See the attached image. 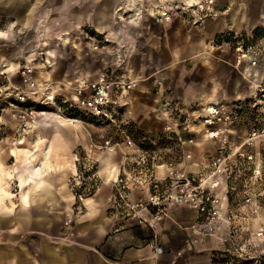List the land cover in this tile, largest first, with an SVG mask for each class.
Returning <instances> with one entry per match:
<instances>
[{"label":"crops","instance_id":"0c3cea01","mask_svg":"<svg viewBox=\"0 0 264 264\" xmlns=\"http://www.w3.org/2000/svg\"><path fill=\"white\" fill-rule=\"evenodd\" d=\"M200 1L204 0H0V43L3 42L6 47L12 46V40L20 39L31 23L52 21L55 45L53 51L57 55L56 58H59L56 64L63 62L64 52L78 53V49H89L92 53L114 54L110 60L107 59L109 62L102 60L97 63L104 64V69L110 65L117 67L125 58V54L132 52L130 49L133 47L135 53L150 55L151 61L140 63L146 70L144 76L141 72L137 75L130 72L131 76L126 75L128 79L149 78L156 85L160 82L162 87L172 83L178 84L182 80L181 83L191 87L194 78L200 75L205 77L204 85H207L210 65L215 64L213 60H209L208 55L218 52L220 44L217 40L247 36L253 37L264 47V31L261 29L264 23V0H214L218 14L206 18L199 25L194 24L190 18L175 19L162 26L154 24L153 15L160 8ZM49 32L50 30H46L44 36ZM91 46H95L97 51L91 50ZM228 50L233 62L234 55L230 47ZM181 63L184 65L181 66ZM2 66L4 67L3 62L0 61V67ZM6 68L10 72L14 67L7 65ZM199 70H203L204 75ZM101 72L99 70L93 77L86 79H94ZM182 72L184 79L179 78ZM242 79L241 76L237 77L233 84H240ZM46 81V78L39 81L37 86H43ZM234 85L233 98L235 91L237 92ZM208 93L199 99L205 103L211 102L213 98L211 92ZM39 115L41 116L34 131L36 134L33 132L26 142H22L20 153L14 156L12 150L10 151L16 165H28V173L13 176L8 173L6 183H20L14 193L0 186V192L3 193L0 194V203L8 197L5 203L7 210L28 214L30 223L38 224L39 229L48 231L46 235L49 238L43 236L37 242L36 253L28 251L27 257L23 253L25 262L215 264L213 254L219 249L216 237L221 234L216 231L210 236L204 233L196 236L195 230H206V221L188 206L169 208L166 218L156 223L159 244L155 245L162 247V253L155 255L154 243H148L143 233L145 226L140 227L135 219L123 215L108 204V199L112 196L111 182L121 175L123 163L119 165V162V167L114 170L110 157L105 158L107 150L99 155L96 176L101 181L100 186L86 198L77 201L68 184L70 177L76 174V164L72 157L78 153L76 149L84 146L79 143V137L73 132L76 125L71 123L72 127H68L59 120H52L50 114L45 115L44 112ZM34 137L36 141H28ZM32 155L39 163L50 165L51 169L33 166ZM87 159L89 160L88 157ZM160 161L162 162L157 163L151 174L155 177L161 176L166 169V163ZM180 161L182 164H178L179 171L188 173L191 161L185 157H181ZM106 162L108 168L104 172L102 168ZM129 165L130 161L127 159L126 169H129ZM126 169L123 171L126 172ZM127 193L131 201H137L148 196L149 188L133 182L129 184ZM68 220L71 221L67 225L68 239L59 241L58 237L62 235L61 230L65 228L64 223ZM188 240L191 242L186 244ZM193 240L196 242H192ZM18 260L19 258L10 252L0 254V264H17Z\"/></svg>","mask_w":264,"mask_h":264},{"label":"rangeland","instance_id":"374dc122","mask_svg":"<svg viewBox=\"0 0 264 264\" xmlns=\"http://www.w3.org/2000/svg\"><path fill=\"white\" fill-rule=\"evenodd\" d=\"M29 26L20 39L14 38L12 40V46L6 47L1 40L0 61L3 62L4 67H0V82L9 79L11 85L18 86L20 84L18 74L20 67L29 65L33 70L36 85L46 78L47 81L44 85L50 86V90L55 93L52 95H56V106L61 109L62 113L65 107L64 102L70 99L71 89L79 82L87 80V77H93L99 70H104L105 65L97 62L102 60L107 62L114 54L106 52L103 55L100 52L92 53L89 49L87 51L78 49V53L64 52L62 55L63 62L56 64L59 58H56L57 55L53 51L55 49L52 36L53 22L38 21ZM46 30H50V32L44 36ZM49 34L50 36H48ZM232 40L227 37L220 41L217 40L220 44V47L217 48L218 52H212L211 55H208L209 60H213L215 63L210 65L209 84L204 85L205 77L197 75L191 87L181 83L182 80L178 84L172 83L162 87L160 82L156 85L149 78L145 80L144 77L137 76L142 79L135 80L137 87L127 94V106L120 111L115 123H99L81 118L80 123L73 124L76 125L73 127V132L79 137V143L84 144V146L76 149L79 161L74 163L76 164V174L70 177L68 184L77 201L86 198L92 191H95L101 184L96 176L99 155L106 150L112 151L109 157L114 170L119 167V162V165L123 163L122 168L126 169L127 159L130 161L129 169L127 168L125 172L126 175L129 174L127 175V187L136 182L146 185L148 189L152 171H154V167L156 168L157 163L162 162L160 160L166 163V173L164 172L157 178L163 179V183L166 185L171 182L166 179L169 171L189 176H212L215 179L219 177L221 180L223 178L224 182L215 190V194L222 196L226 194L224 205L233 213V227L229 228L222 225L218 230V234L221 235L217 236L216 239H223L231 234L235 242L243 248L241 258L233 255V264H254L253 259L256 257H261L262 264H264V236L255 238L252 235L258 230L262 218H264L262 214L264 209V195L262 194L264 192V61L260 63L261 68L256 70L255 77H248L241 71H237L232 66L233 62L228 50L230 47L228 44ZM96 49L95 46H91V50L97 51ZM133 51L132 47L131 53L125 54V58L119 62V74L124 75V77L129 76L130 72L132 75L141 72L144 76L146 70L140 63L151 61L149 60L150 55L147 53L141 54ZM27 56L31 58H27ZM7 65H13V70L7 71ZM182 65L184 64L181 63ZM175 71L179 73L178 70ZM199 72L204 75L203 70H199ZM184 76L182 72L179 78L184 79ZM239 76L243 78L242 82L234 85V80L236 81ZM77 80L80 81L77 82ZM233 85L237 90L234 98ZM208 91L211 92L213 99L211 102L205 103L199 97L209 94ZM7 100L4 96L0 97V186L8 192L14 193L15 190H18L16 187L20 183H6L5 179L8 177V173H11V176L27 174L28 165H16L15 158L10 156L11 150L14 156L20 153L19 149H22V145L16 144L17 126L11 111L12 108H9L6 103ZM210 105L221 107L229 118L224 124L217 127L221 133L227 136L225 145H221L219 139H209L206 136L203 116L206 107ZM57 107L50 104L44 106L39 101L32 104V108L37 112H44L45 115L50 114L52 120H59L68 127H72L71 121L65 119L62 116L63 113L60 114L57 111ZM58 126L60 125L58 124ZM253 132L254 136H252ZM127 137L134 142V146L131 148L123 147ZM36 140V137L28 139V141L33 142ZM106 141L111 144L118 142L121 144V148H108L105 145ZM246 155L252 156V159L247 160ZM181 157L191 161L188 165V173L179 171L180 166L178 164H182ZM16 160H18L17 157ZM167 160L169 161L167 162ZM221 163L226 174L213 175ZM31 164L40 168L43 166L46 170L51 169L50 165L39 163L37 158L31 159ZM123 169L121 175L124 172ZM76 178H81L82 183L76 184L74 181ZM111 186L112 195H114L113 181ZM0 194L3 193L0 192ZM78 194H81L80 198ZM247 196H252L250 203H245ZM6 198L0 203L2 205L0 206V254L10 252L19 258L17 264H30V261L25 262L23 260V253L26 257L28 251L36 253L37 242L43 236L49 238L46 235L48 231L39 229L38 224L30 223L28 214L7 210L5 207ZM108 204L111 205L109 202ZM182 206L187 205L167 206L165 215L160 220H154L146 225H140L136 221L140 227L145 226L143 233L148 243L159 244L156 223H160L166 218L169 208ZM114 208L121 212L119 208ZM70 222L68 220L67 223H64L66 226L61 230L62 235L58 237L59 241H67V225ZM31 228L33 229L31 230ZM206 231L197 229L194 234L199 236L205 234ZM190 242L191 240H188L186 244ZM192 242L195 243L196 240ZM218 246L219 249L213 254V260L215 264H227L231 257L223 253L225 245L219 242ZM235 254L237 253L235 252Z\"/></svg>","mask_w":264,"mask_h":264},{"label":"built area","instance_id":"2783aa9c","mask_svg":"<svg viewBox=\"0 0 264 264\" xmlns=\"http://www.w3.org/2000/svg\"><path fill=\"white\" fill-rule=\"evenodd\" d=\"M217 14L215 1L204 0L191 5L183 4L171 8H160L153 15V21L157 25H166L175 19L189 17L194 24L199 25L206 18ZM262 29L264 31V23ZM229 44L234 55L232 66L248 77H255L256 70L264 61V47L257 43L253 37L247 36L234 37ZM119 71L120 65L107 67L94 79L76 84L71 89L69 101L64 102L65 107L62 114L61 109L56 106V95H52L55 93L50 90L51 87H37L32 68L29 65L20 67L18 71L20 84L18 86L11 85L9 79L0 82V97L4 96L8 99L6 103L9 108H12L11 111L16 122V144L23 145L22 142H25V138L36 130L39 114L43 113L32 108V104L37 101L44 106L50 104L57 107V111L72 124L80 123L81 118L99 123H115L120 111L127 106V94L137 87V81L125 78L124 75L119 74ZM7 84L9 85L7 86ZM228 119V116L218 105L206 107L203 116L206 136L209 139H219L221 145H225L227 136L221 133L217 127ZM254 135L253 132L252 136ZM105 145L108 148H121V144L118 142L111 144L106 141ZM133 146V140L127 137L123 147L131 148ZM246 158L251 160L252 156L246 155ZM78 161V156L73 155V162ZM222 163L219 164L220 170L218 169L213 175L226 174ZM166 179L171 181L170 184L166 185L163 183V179L151 175L148 196L145 199L132 202L127 194V175L123 172L113 181L115 194L108 199V202L113 208H119L123 215L135 219L140 225L160 220L165 215L167 206L186 204L198 215L204 217L207 225L205 234L208 236L213 235L222 225L233 227V213L224 205L226 194L223 196L215 194V190L224 182L223 178L221 180L219 177L215 179L212 176H189L169 171ZM74 181L76 184L82 183L81 178H76ZM262 194L264 195V192ZM78 197L80 198L81 194H78ZM251 201L252 196L245 198V203ZM262 214L264 215V209ZM252 235L255 238L264 236V218H262L258 230ZM218 241L225 245L223 253L231 257L227 264H233V255L240 258L243 256V248L235 242L233 235L230 234L223 239L218 238ZM154 253L155 255L161 254L162 248L155 245ZM253 261L254 264H262L261 257H256Z\"/></svg>","mask_w":264,"mask_h":264},{"label":"bare ground","instance_id":"6f19581e","mask_svg":"<svg viewBox=\"0 0 264 264\" xmlns=\"http://www.w3.org/2000/svg\"><path fill=\"white\" fill-rule=\"evenodd\" d=\"M4 71V70H3ZM6 71V70H5ZM247 76V75H246ZM35 82V81H34ZM37 86V85H36ZM44 87H50V86H47V85H43ZM38 87V86H37ZM41 88H43V87H41ZM106 156H105V158L107 159V157H109L110 156V154L112 153V151H110V150H108V151H106ZM105 158L103 159V160H105ZM107 168H108V162H106V164L103 166V168H102V170H104V172L105 171H107ZM110 172V171H109Z\"/></svg>","mask_w":264,"mask_h":264}]
</instances>
